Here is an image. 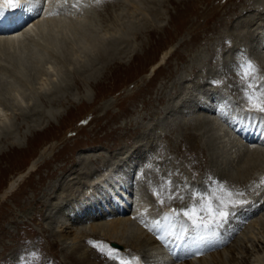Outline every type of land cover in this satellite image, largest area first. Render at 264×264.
<instances>
[{
  "label": "rangeland",
  "instance_id": "obj_1",
  "mask_svg": "<svg viewBox=\"0 0 264 264\" xmlns=\"http://www.w3.org/2000/svg\"><path fill=\"white\" fill-rule=\"evenodd\" d=\"M58 1L60 5L56 12L61 16H70L74 13L72 11L78 15L86 14L87 32L97 29L96 34L105 38L117 37L127 31L129 35L127 40L115 43L111 48L106 45L108 50L113 51L114 59L109 61V64L97 59L94 62L86 61L87 67L80 70H70L71 66L65 67L62 72L60 69L59 73L62 75L59 74L58 78L64 86L62 92H59V87H53L54 76L48 68L53 58L43 47L30 48L31 50L27 51L18 47L20 51H16L13 58L6 52L4 56L0 55V66L5 69V73L0 74L5 77L2 78L4 81L0 78V86L3 83L0 87V113L8 112L16 125L14 136L11 133H2L4 136L0 139V262L38 264L29 252L36 250L41 244L43 256L48 255L62 264H72L63 256L71 245L57 240L54 233L57 225L64 221L59 203L64 200L62 198L72 186L80 187L85 179L83 174H73L68 179H61L60 175L74 166L79 157L93 154L94 152L82 153L90 146L101 148L95 152L98 156L90 161L97 163L95 168L104 156L102 162L110 160L111 166L122 167L132 175L134 180H130V186L135 194H132L129 205L132 211L141 202L150 205L152 218L145 220H148L149 228L153 226L154 221L161 219L164 213H170L172 209L179 211L192 204L196 197L190 196L191 192H204L207 188L208 192H214L212 203L217 202L214 197H222L225 201L230 198L218 189L213 190V185L220 184L225 191L232 193H244L243 197L238 198L250 202L254 200L237 211L238 218L248 206L255 205L258 199L264 196V184L260 183L264 178V164L252 168L249 181L242 177L245 183H248L240 184L238 162L234 161L231 155L236 148L232 142L235 138H242L243 124L247 118L249 121L256 120V126L259 124L261 128L259 127L258 134L264 126V120L249 117L243 111L245 102L236 75V64L245 57L253 59L264 70V49L258 45L260 33L264 29V0H142L141 4L133 0H103L99 5L95 0H81L79 9L62 6L63 0ZM72 2L73 0H69V4ZM210 9L218 15L208 21ZM69 12L71 14H68ZM130 26L132 33L129 31ZM54 41L56 53L62 54L68 46H72L70 42L66 44L59 43V40ZM166 50L170 51V54L166 62L158 66ZM38 58L42 62L37 65ZM78 58L84 61L83 57ZM195 67H198V71ZM41 68L52 75H49V78L53 88L48 97L38 95L42 91V77H46L40 72ZM16 69H23L24 82L12 77V72H16ZM94 75L95 78L90 79L89 76ZM213 81L223 83L216 85ZM12 82L19 85V91L23 89L20 94L24 98L32 99L30 114L24 116L13 108L14 91L9 93L8 89ZM204 95H207V99L202 100ZM197 96L200 98L194 100ZM200 102L210 104L209 113L204 112L198 116L190 111L188 114L192 116L189 114V117L184 119L183 111L196 104L197 108H202L204 105ZM57 107L63 112L60 117L53 113ZM32 108H35L34 111ZM239 114L244 120L242 125L240 124L241 127H235L233 121ZM47 116L49 117L46 118ZM28 129L29 135L25 137L23 133ZM238 129L241 133H238ZM229 131L235 138H228ZM188 133L198 135L197 144L206 148V154L199 150L192 154L185 148L182 138ZM13 137L16 138L12 139ZM227 138L231 139L228 146L225 145ZM260 139V143L264 142V136ZM259 142L249 145L258 147ZM259 146L264 148V145ZM132 155L135 157L132 158ZM131 159L136 160L130 162ZM33 161H37V168L30 170ZM198 161L202 162L201 166L194 167ZM83 170L84 167L80 172ZM21 173L25 176L20 177L17 187L9 194H4L8 183ZM169 173L173 184L172 192L174 195L178 193V196L176 199H166L165 203L160 205L153 192L161 184L162 178L167 177ZM229 173L233 175V185L231 183L224 187L225 179H230ZM75 177L78 178L74 179ZM60 180H65L64 186L59 190H51V186L54 183L58 186ZM66 183L70 184L67 186ZM47 192L49 195H46ZM107 192L108 190L105 193ZM56 195H61V198L58 199ZM180 196L183 199H180ZM262 201L258 203V207ZM204 203L206 201H200V204ZM66 205L68 202L61 207ZM109 207V203L107 207L104 206ZM261 208L263 209L252 212L253 216L249 215L246 225L238 233L221 229L220 236L216 237L221 240L227 235L235 236L229 244L237 251H243V254H236V264H253L256 251L264 247V229L259 225L264 222V207ZM141 213L144 212L140 211L139 214ZM173 219L187 227L189 236L201 234L182 214L173 215ZM138 221L140 225V220ZM229 222L235 220L230 219ZM87 224L86 229L91 232L90 224ZM249 224L250 227L246 228ZM225 228L233 229L232 225H226ZM32 231L36 232V235ZM129 238H132L131 234H128ZM54 241H58V244L54 248L50 246L52 251L47 252L46 249ZM110 246L121 253L124 252L122 247H116V243H111ZM89 247L94 251L92 246ZM97 253L99 254L98 251ZM262 254L264 252L260 253L264 258ZM154 255L150 247L144 246L138 252L122 254L120 257L134 264L139 261L148 264V259L156 258ZM133 256L139 260L134 261ZM225 256L227 258L230 254ZM191 258L197 262L196 256L192 255ZM43 262L40 264H50L46 260ZM117 262L120 261L108 260L105 264H118Z\"/></svg>",
  "mask_w": 264,
  "mask_h": 264
},
{
  "label": "bare ground",
  "instance_id": "obj_2",
  "mask_svg": "<svg viewBox=\"0 0 264 264\" xmlns=\"http://www.w3.org/2000/svg\"><path fill=\"white\" fill-rule=\"evenodd\" d=\"M133 1H135V3L141 4L142 0H133ZM247 1H249V0H247ZM24 2H25V0H0V7H4L6 9V11L3 13V15H0V55L4 56V53L6 52L9 55H11L13 58V56H16V51H20L17 49L18 47L24 48L25 51L29 50L30 48L43 47L44 48L43 50L48 51L50 53L51 58H53V60H51L50 66L48 68L51 69L52 75L55 77V78L53 77L52 82L54 83V86L53 85L52 86L54 88L59 87V92L61 91L62 88H64V86H62V83L60 82L61 80H59V78H58L59 74L62 75V73H59L60 69L62 72L65 67L71 66L72 68L70 70H72L74 68L80 70L81 68L87 67L86 66L87 62H89V61L94 62L97 59H101L103 62H106V64L107 63L109 64V61H113L114 58L112 59L113 51L108 50L107 47L109 46L111 48L113 46V44L118 43V42L121 43L122 41L127 40V37L129 35V32L127 31L125 33L123 32L122 34L120 33V35L117 37L116 36H108L105 38V37H100L98 34H96L97 29L94 30L95 32L93 30L92 31L90 30V32H87V29H85V26H88V24H86L85 20H87L88 17L86 16L85 13H84L85 15L84 14L78 15L77 12L70 10V11L74 12L70 16L69 15L65 16L64 13H63L64 16H61L60 14L59 15L50 14V13L56 12L57 7L60 5L58 0H46V2L44 4L45 10L39 16H36L33 12H29L24 8H12V9L7 8L8 4L19 3V4L23 5ZM254 5H257V4H254ZM249 7H251V5H249ZM219 10H220V8H219ZM208 12H209V10H208ZM224 12H225V10H224ZM249 13H251V12H249ZM254 13H256V12H254ZM217 15H218L217 12H214V11H212V9H210V17H209L208 21H211L212 19L216 18ZM217 22H219V20ZM131 29H132V27L130 26L129 31ZM71 32L74 34V36H72ZM130 32L132 33V31H130ZM260 34H261L260 35V41H259L260 44H258V45H260L264 49V29L262 30V33H260ZM226 39H228V38H226ZM54 40H59V43L64 42L66 44H67V42H70V44H72V46H68L66 48L67 49L66 51H62V54L58 52L59 53L58 54L54 51L55 50V45H54L55 41ZM106 45H107V47H106ZM68 48L69 49L71 48V51H69ZM133 51H131V52L133 53ZM42 53H44V51ZM169 54H170V51L166 50V52L163 53V56L157 65L162 66V64L166 62V59L168 58ZM45 57H46V55L44 56V58ZM78 57H81V58L83 57L84 61H82V60L80 61V59ZM1 58H0V61H2ZM44 58H42V59H44ZM85 58H87V59L85 60ZM24 59L26 60V57ZM38 60H39V58H38ZM21 61H22V59H21ZM41 62L42 61L40 59L37 62V65L41 64ZM20 64H17V65L20 66ZM44 64H46V63H44ZM8 65H9V63H8ZM34 67H36V66H34ZM155 67H154V69H155ZM50 69H48V70H50ZM195 70L198 71V67H195ZM4 71H5V69L0 66V74H3ZM6 71H9V70H6ZM40 72L42 74L46 75V77H42V80H43V82L41 84V90L42 91H40L38 93V95L40 94L41 96L45 95L46 97H48L50 91L53 88V87H51L52 82L49 78L50 77L49 75H51V74H49L47 72V70L42 69V68L40 69ZM23 73H24L23 69H19L16 72H12V77H15V79H17L18 81L24 82L23 81V76H24ZM95 76L96 75L89 76V77H90V79H92V78H95ZM0 78L2 79L3 77L0 75ZM1 84L3 85V83H1ZM10 84H12V85L8 86L9 93L10 92L12 93V91H14L12 93L14 100H15V102H13V108H15L17 111L21 112L20 114L25 116L26 114H28L31 111L30 110V108H31V106H30L31 101L30 100H32V99L31 98L30 99L24 98V96L22 94H20L21 93L20 91H22L23 89H21L19 91L20 88H19L18 84L16 85L15 82H12ZM2 85L0 87H2ZM55 92H56V90H55ZM198 97L199 96H197L196 99H194V100H197ZM32 98H34V97H32ZM0 99H1V97H0ZM205 99H207V95H204L202 97V100H205ZM198 101H199V99H198ZM208 102H205V103L200 102L202 105H204L202 108H197L198 104L192 105L190 103L192 106H190V107L188 106V108H186L185 111H183V112H185L183 115V116H185L184 119H187L189 117L188 115L190 113L188 114V112H190V111L192 114H194V113L198 114V116H201L200 114L204 113V112L209 113V110H210L209 107L210 106L208 107V105H210V104ZM205 104H207V105H205ZM10 109H11V107H10ZM33 109H35V108H32V110ZM190 109H192V110H190ZM216 110H218V109H216ZM0 111H1V108H0ZM220 111H222V109ZM35 112H36V110H35ZM198 112H200V113H198ZM53 113H54V115H58L60 117V116H62L63 112H61V110L57 107V108H54ZM192 114H190V115L192 116ZM221 115H223V114H221ZM11 116L6 111L4 113H2V112L0 113V139L2 136L6 135L7 133H11L13 136L15 135L14 131L16 129H14V128L16 125L14 123V119ZM233 116L235 117V115H233ZM48 117L49 116H47L46 118H48ZM234 117L232 120H234ZM196 118L198 119V117H196ZM207 119H208V117H207ZM247 119L245 122L243 121L244 122V124H243L244 125V127H243L244 133L242 134V138H244V140L242 138L236 139L234 137L235 135L233 136V133H231V131H229L230 135L228 133V138H229V136H233L235 138V141L232 143H233L234 147L236 146V148H235L234 152L232 151L234 153V155H233V153H231V155L234 157L233 160L238 162L237 163L238 164V170H239V172H238V174H239L238 183H240V184L248 183L247 181L245 183V181L242 179V177L247 178L249 181V179L251 178L249 176L252 174L251 171L253 169L259 167L261 164H264V148H261V146H259V145H264V142H262V143H260L261 141L259 142V139L262 138V136H264V126L262 125L263 128L259 132L260 134H258V131L260 130L259 124H257V126H256V123H255L256 120L249 121ZM242 120H244V119H242L241 114L237 115L235 117V120L233 121L234 126L235 127H238V126L241 127ZM204 125H206V124H204ZM254 126H255V128H254ZM253 129H255V133H253ZM29 130L30 129H28L27 131H24L23 135L25 137L29 135V132H28ZM219 131H220V129H219ZM2 133L4 135H2ZM203 133H205V132H203ZM15 138L13 137L12 139H15ZM228 138L226 140L227 144H225L227 146L229 144L228 141H231V139L228 140ZM197 141H198V135L193 134V133H190V134L188 133V134L184 135L182 138V142L185 145V148L188 149V151L190 153L193 154L199 150L202 152V154H206L205 153L206 148H204V147L201 148L200 145L197 144ZM210 142H212V140L209 141V143ZM256 142H259L258 147L257 146L255 147V145L254 146L249 145V143L252 144V143H256ZM99 149H101V148L92 147V146H90L89 148H85V150L82 151L83 154H85V152L86 153L87 152H94V153L91 155H83V156L79 157V161L77 160V162L74 166H72L68 169L66 168L67 170H65V172H62V174L60 175L62 177L61 179H63V178L68 179V177L69 176L71 177L73 174H79V175L83 174L84 179H85V181L83 180L84 182L80 187L75 188L74 186H72L70 191L65 195V197L62 198L64 200L61 203H59L62 206L63 204H65V203L67 204V202H68V205H66L65 207L60 206V208H59V210L62 211L64 221L59 223V225H57V230L54 233V237H56L57 240L59 239V240L63 241V243H67V244L71 245L68 247L67 250H65L66 254L63 255L64 259H66L67 261H69V263H72V264H105L108 261L105 257L99 255L95 248H94V251L92 249H89L90 245L88 244V241L89 240H96V241H103L108 245H110L111 243H116V247H122L124 249V252H122V253L117 250L119 255L133 254V251L138 252L139 249H141L144 246L150 247L153 250V253L155 254L154 256L156 258L154 257L155 259H153V260L148 259V264H233V263L236 264V261L238 260V257H236V254L237 253L243 254V251H237L236 248H233V246L231 244H229V241L231 240V238L234 235H232V236L227 235L226 237L222 238L221 240H218L216 237L215 238L217 240L216 239L214 240L213 238H211L214 242L223 241V244L218 245L216 250H206L205 254L203 256H196V258H195V260H197V262H196V261H194V259L191 258L192 253H194L198 247H203L205 249H208L209 245L208 244H201L199 242V237L201 234L200 235L194 234L192 236H189L190 232L188 230L182 231L183 229H187V227L182 223H176L173 219V215H170L169 218L167 220H165V219H163V217L165 215V213H164V215H162L161 219H159L161 225L163 226V232H161L159 229H153V231H149V228H146L142 224L139 225L138 220H140V218L133 219V217H137L139 212L141 211V212H144L142 217H141L142 219L146 220V218H149V219L152 218V216L150 215L151 213L149 211L150 205L147 203L141 202L138 205L135 204L137 206L132 211V207L129 204H131V201H132L131 197H132V194L134 196L135 191H134V189L133 190L131 189L130 180L132 179L131 181H133L134 178H132V175L130 173L125 172L124 168H122V167L114 168L113 166H111L109 159H108L109 161L102 162V160L104 159V156H103V159L99 160L100 162L98 163L97 167L95 168V164H97V163H90V161L95 156H98V154H95V152ZM136 149H138V148H136ZM133 155L131 156L132 158L135 157ZM136 158H137V156H136ZM133 160H136V159H131L130 162ZM92 162H93V160H92ZM101 163H103V164H101ZM113 163H115V162H113ZM201 164H202L201 161H198V163L195 162L194 167H199V166H201ZM36 165H37V161H33L32 165L30 167V170L36 169L37 168ZM225 165H226V163H225ZM235 165H236V163H235ZM207 166H209V165H207ZM82 167H84L85 170L80 172V170H82ZM234 168H236V167H234ZM216 170H218V168H216ZM225 172H226V170H225ZM206 173H208V172H206ZM24 176H25L24 173H21L18 176H16L15 178H13L8 183V186L4 189V194H9L11 191H13L17 187V183L20 181V179H21L20 177H24ZM228 176H230V179H229V177H227V178L224 177V179L226 178L225 179L226 185H224V187L225 186L228 187L234 181L233 175L231 173H229ZM76 178H78V177H75L74 179H76ZM207 178H209V177H207ZM204 180H206V179H204ZM57 181H58V179H57ZM64 183H65V180H64V182H61V180H60V182L58 183V186L56 183H54L51 186V190L52 189L54 190L57 188H58V190L61 189L64 186ZM66 184L68 186V184H70V183H66ZM232 185H233V183H232ZM212 189L213 190L218 189V191L223 192L224 196L229 197V191H225V189L223 187H221L220 184L218 186L213 185ZM106 190H108L109 193L107 192V194H106L105 193ZM52 193H54V191L51 192L50 195H52ZM46 195H49V192H47ZM104 195H106V197H104ZM57 198L60 199L61 195L57 196ZM260 201H262L263 203L261 202L262 204L258 207V203ZM253 202H254V200H253ZM108 203L110 204V207L104 208V206L107 207ZM261 207H264V196H262L261 199H258V201L255 203V205L248 206V208L243 212V214L239 215V219L235 220V222H229L228 226L232 225L233 229H236L235 233H238L239 230L243 229V226L246 225L243 223L244 219L249 218L252 215V212H256V211H259V209L260 210L263 209ZM145 209H147L146 212H145ZM134 212H137V214H134ZM166 213H168V212H166ZM263 215H264V213H263ZM147 221H146V223H147ZM87 223L90 224L91 232L87 231V229H86V227H88V226H86V225H88ZM147 224H149V222ZM80 225H82V226H80ZM259 225H261V228L264 229V222H260ZM254 226H255V224H254ZM248 227H250V224H249V226H246V228H248ZM32 233L34 235H36V232L32 231ZM128 234H131L132 238L128 239ZM159 235L165 236V239H159L158 238ZM251 235H254V234L251 233ZM21 239L24 240L23 237H21ZM57 242L58 241H56V242L54 241V242L50 243L49 247L46 249L47 252H51L52 249L50 246H52V248H54L58 244ZM253 246H254V244H253ZM21 249H23V248H21ZM32 252H35L37 254V256L39 257V259H35V262L38 264L44 263L43 260H46V262L50 263V264H62L58 260H52L51 257H49L48 255L43 256L41 244L37 247L36 250L29 252L30 256H31ZM261 252H264V247L262 249H258L256 251L257 256L255 255L256 259L253 260V264H264V258L260 255ZM227 253H229L230 256L226 258L225 254H227ZM262 255H264V254H262ZM0 264H20V263L0 262ZM118 264H120V262ZM130 264H134V263L130 262ZM136 264H142V262L139 261V263H136Z\"/></svg>",
  "mask_w": 264,
  "mask_h": 264
},
{
  "label": "snow or ice",
  "instance_id": "obj_3",
  "mask_svg": "<svg viewBox=\"0 0 264 264\" xmlns=\"http://www.w3.org/2000/svg\"><path fill=\"white\" fill-rule=\"evenodd\" d=\"M46 0H25L24 4L11 3L7 5L8 9L12 8H24L29 12H33L36 16H39L44 12V4ZM103 0H95L97 5L101 4ZM69 6L73 9H79L81 7V0H73L69 4V0H63L62 6ZM6 11L4 7H0V15ZM52 15H59V12L50 13ZM68 14H71L70 12ZM238 69L236 75L238 76V86L242 94V99L245 102V107L243 111L249 116L254 118H259L264 120V70L251 58L245 57L243 60L238 61L236 64ZM213 84L219 85L223 81H213ZM171 173L167 177L162 178L161 184L154 190L153 195L156 196L157 202L160 205L165 203L166 199H176L177 194H173V184L171 180ZM264 184V178L260 181ZM259 187V185H257ZM163 190V191H162ZM244 193H232L229 192L230 198L225 201L221 197H214L217 201L212 203L213 193L208 192L205 188L204 192H191L190 196L196 197V200L190 204L188 207L177 211L172 209L170 213H165L163 219L167 220L170 215L180 216L181 214L186 217L192 224V226L201 233L199 237V242L201 244H208L209 248L205 249L203 247H198L197 250L192 253L194 256H203L206 250H216L218 245H222L223 241L214 242L211 238L220 236V230L235 232L236 229H226L225 226L229 224L230 219L237 220V211L244 205L253 203L245 199L238 197H243ZM183 199L182 196L179 197ZM200 201H206L204 204H200ZM147 209H145V212ZM206 212L207 215H201V213ZM143 214H138L137 217L133 219L140 218V223L146 228H149L148 224L142 219ZM244 224L247 223V218L243 221ZM153 229H159L163 232V226L159 220L153 222V227L149 228V231ZM182 231H187L183 229ZM159 239H165V236L159 235ZM88 244L95 248L99 254L108 260L120 261V264H130L129 261L123 260L118 251L112 248L110 245L103 241L89 240ZM33 259H39L35 252L31 253ZM134 261H138V257H133ZM30 264V262H29Z\"/></svg>",
  "mask_w": 264,
  "mask_h": 264
}]
</instances>
